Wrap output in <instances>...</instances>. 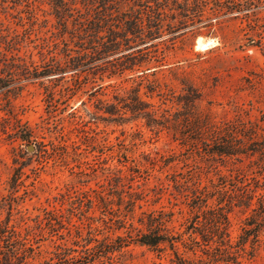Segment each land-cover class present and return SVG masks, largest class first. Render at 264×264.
<instances>
[{"label": "rangeland", "instance_id": "obj_1", "mask_svg": "<svg viewBox=\"0 0 264 264\" xmlns=\"http://www.w3.org/2000/svg\"><path fill=\"white\" fill-rule=\"evenodd\" d=\"M58 1L0 0V221L15 227L27 247L19 263L10 255L11 236L4 238L7 262L46 264L57 245L80 251L121 237L129 244L104 264H175L168 247L133 240L153 212L188 242H177L180 256L212 264L205 247L188 240L201 218L190 205L192 191L210 194V206L225 205L251 193L254 176L262 181L256 156L212 160L206 145L226 125L264 138V0H226L243 8L224 14H214L212 2L199 14L195 0H178L189 10H161L154 38L100 59L89 48L96 43L78 37L87 32L86 19L105 7L144 12V1L64 0L73 14L64 26L53 14ZM76 63H83L77 71ZM66 64L74 69L33 76ZM135 89L160 121L158 130L123 109ZM20 164L22 175L13 179ZM232 201L226 209L235 243L256 198L249 207ZM247 249L252 257L244 262L264 264V231Z\"/></svg>", "mask_w": 264, "mask_h": 264}, {"label": "trees", "instance_id": "obj_2", "mask_svg": "<svg viewBox=\"0 0 264 264\" xmlns=\"http://www.w3.org/2000/svg\"><path fill=\"white\" fill-rule=\"evenodd\" d=\"M143 4L139 6L143 11L135 13H119L113 14L108 12L105 7L92 19H86L87 32L78 35L80 40L84 37L89 39L86 42H95L96 46L89 47L92 52L99 55L100 58L106 57L113 51H118L121 46L128 48L132 46L131 43H140L147 39L155 37L160 28L162 27L161 10L168 9H182L183 12L188 11L189 6L186 4L180 5L178 0H141ZM196 5L192 10L195 13L203 11V3L212 2V10L214 14H224L230 11L241 10L231 7L236 4L237 1L226 0H195ZM188 6V7H187ZM249 6H247L248 8ZM239 8V7H238ZM72 9L70 5L64 0H59L53 6V14L57 20V23L64 26L65 20L69 17H73L71 13ZM144 14V18L142 17ZM73 21L78 24H84L83 21L74 19ZM108 21L112 23L107 25ZM145 21V22H144ZM114 26V27H112ZM115 28V29H113ZM106 30L105 34L100 35L99 32ZM118 30V31H117ZM82 31H85L83 27ZM158 36V35H157ZM106 38V40H105ZM98 46V47H97ZM88 48V49H89ZM86 49V48H84ZM83 56V55H82ZM66 64L63 69H43L39 74H33L34 78L39 76H45L53 72L63 73L65 70L75 68L77 71L83 63H76L75 65ZM131 63L128 69L133 68ZM73 68V69H74ZM83 71V70H82ZM28 78L30 76H27ZM54 77L53 79H56ZM192 100H189V102ZM123 102V109L132 114L136 118H142L145 120V125L150 129H157L161 126L160 121L155 116L153 110L148 108V104L140 99L138 95V89L133 90V97ZM125 113V112H123ZM122 112L117 114L122 115ZM112 114V113H109ZM95 118V117H94ZM218 135L212 139L209 145H206V154L212 160H237L241 161L243 158H251L256 156L257 159L253 161L255 164L262 163L264 165V138L258 139L256 130H245L244 127L236 126L231 127L226 125L218 131ZM240 136V137H239ZM29 137H22V140H28ZM25 165L20 164L16 167L13 174V179L22 175V169ZM257 168V167H256ZM261 165H258V170L255 171L261 176V180L257 177H253V185L250 189L251 193L247 191L235 197H230L225 205H221L218 201L216 205L210 206L207 203L210 194L204 193L200 189L195 188L192 191L191 207L201 212L200 220H196L197 226L192 227V234L195 237L188 238L190 245L198 246L203 245L205 248L201 250L206 255L208 261L212 264H252L251 262H244L243 259H250L252 257L251 251L247 249V242L250 243L251 249L259 242V234L264 231V172L261 170ZM260 169V170H259ZM263 172V173H262ZM260 190V191H259ZM258 191V192H257ZM257 192V193H256ZM253 197L256 198L254 206L250 210V214L244 219V226L242 232L238 236V240L233 243L230 239L228 232V210L226 209L234 200L236 206L249 207ZM145 231L138 230L133 240L140 245L152 247L154 249H165L168 247L172 250L175 258V264H197V262H190L184 259L177 252V242L181 241L179 235L175 236L166 231L164 225L158 219V216L153 212L146 215ZM12 238V244L14 246L11 249V256L17 258L19 263H22L26 251L25 242L26 239L20 236V232L15 227L4 226L0 221V243L6 239V237ZM199 238L197 240L196 238ZM117 244H97L91 248L83 245V249L77 251L76 249H70L64 245H57L54 256L50 258V262L46 264H104L105 260H110L111 255L115 251H119L123 246L129 244L128 240L117 237ZM90 242V241H89ZM97 242V241H96ZM182 242V241H181ZM182 244H188V242H182ZM246 256H249L246 258ZM7 254L3 253V246L0 244V264H9L7 262ZM108 262V261H107ZM209 264L208 262L199 259L198 264Z\"/></svg>", "mask_w": 264, "mask_h": 264}, {"label": "bare ground", "instance_id": "obj_3", "mask_svg": "<svg viewBox=\"0 0 264 264\" xmlns=\"http://www.w3.org/2000/svg\"><path fill=\"white\" fill-rule=\"evenodd\" d=\"M210 43H212L211 39H210V41H207V42H202L201 40H198L197 41V48L206 49Z\"/></svg>", "mask_w": 264, "mask_h": 264}, {"label": "water", "instance_id": "obj_4", "mask_svg": "<svg viewBox=\"0 0 264 264\" xmlns=\"http://www.w3.org/2000/svg\"><path fill=\"white\" fill-rule=\"evenodd\" d=\"M28 149H31V146H28Z\"/></svg>", "mask_w": 264, "mask_h": 264}]
</instances>
